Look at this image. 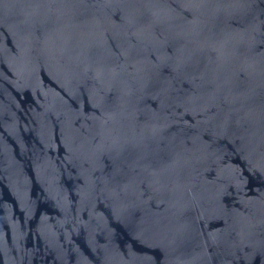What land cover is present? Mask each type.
I'll return each mask as SVG.
<instances>
[{
	"label": "water",
	"instance_id": "1",
	"mask_svg": "<svg viewBox=\"0 0 264 264\" xmlns=\"http://www.w3.org/2000/svg\"><path fill=\"white\" fill-rule=\"evenodd\" d=\"M0 264H264V0H0Z\"/></svg>",
	"mask_w": 264,
	"mask_h": 264
}]
</instances>
